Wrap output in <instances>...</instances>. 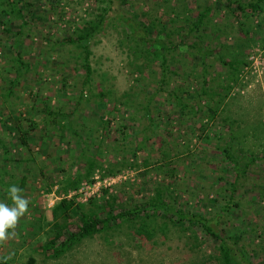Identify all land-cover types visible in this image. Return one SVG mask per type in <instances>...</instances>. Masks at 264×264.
<instances>
[{
	"label": "rangeland",
	"instance_id": "obj_1",
	"mask_svg": "<svg viewBox=\"0 0 264 264\" xmlns=\"http://www.w3.org/2000/svg\"><path fill=\"white\" fill-rule=\"evenodd\" d=\"M21 1L26 3V34L22 36V48H25L26 59L33 63L25 78L8 96V104L1 94L7 92L6 86L10 85L8 77L14 75L10 70L9 47L21 20L15 21L11 32H6V25L1 24L0 136L12 141L10 153L21 161L6 166L7 178L8 174L17 178L24 174L27 176L25 188L19 191L20 197L28 202L27 219L20 221L19 215L12 229H5V237L0 239V255L9 259L11 264H25L31 256L35 257V264H219L216 258L220 253L217 242L197 226H194L196 233H192L169 225L166 232L156 229L154 236L149 238L145 234H138L135 226L125 222L109 231L85 238L59 257H49L51 250L43 252L42 246L53 235L49 224L51 208L65 196L61 181L66 173L74 175L78 168L84 167L85 159L91 155L90 151L92 155L97 151L98 141L120 145L123 131L133 129L145 127L151 137L147 148L137 154L136 161L139 164L123 168L115 176H102L104 171L97 170L94 182H83L78 190L69 191V197L75 196L78 201H85L89 196L100 194L102 187L111 186L109 191H118L120 201L129 194L142 199L154 193V187L159 186L161 190L172 194L169 198L175 207L209 216L221 212L220 207L225 202L223 198L217 204L209 202L208 198L213 197L217 186L222 184L216 179L218 174H223L228 183L235 176L231 163L228 164L223 157V146L231 148L241 165L251 155L262 157L260 161L264 165V29L256 26V42L249 41L250 44L239 33L235 38L228 37L225 40L234 47L236 40L243 44L241 49L247 55L248 64L243 66L224 107L214 120L203 119L206 113L202 112L207 111L206 107L191 119L188 114L180 117L179 113L172 112V105L166 100L167 91L187 82L183 76L176 80L174 76L173 80L167 82L169 89L164 85L165 92L155 94L149 102L151 116L159 123V126H155L150 124L151 119L143 109L115 101L123 98L126 92L134 91V103H144L148 91L152 94L156 88L152 85L145 88L146 80L134 81L138 74H130L127 49L120 43V34L114 27L108 26L105 32H98L89 43V60L93 68L91 88L84 85L86 69L82 64V49L74 42L63 41L78 28H84L86 24L97 20L104 11V1ZM125 1L120 4L124 12L132 14L138 11L140 18L147 19L146 14L152 11L167 19L163 7L155 8L165 0ZM184 4L195 11L198 9L196 0H185ZM258 20L255 19L253 23L257 25ZM222 34L223 31L219 33L220 36ZM52 44L56 45L53 51L50 49ZM209 62L215 74L224 71L220 61L213 56ZM154 69L161 74L159 61L154 63ZM200 69L195 72L198 76H201ZM144 76H149L148 69ZM191 80L194 81L193 78ZM199 81H194L198 88ZM141 88L145 91L140 93ZM101 89H110L104 98L106 104L100 103V96L95 95ZM81 92L83 96H80ZM47 101H50L53 109L60 107L70 115L72 127L90 144V150L83 152L84 143L79 144V137L69 128L62 137L56 131H47L46 113L42 110ZM9 105L21 115V120L26 117L37 123V128L32 130L36 137L26 147L19 144V131L14 128L16 123L3 120L10 114ZM108 112L111 115L106 114ZM103 114H106L105 119H111L107 130L99 126L97 120L98 115ZM28 123L27 120L22 121L24 127H28ZM142 136V133L138 134L135 140L138 142ZM206 136H209L208 139ZM3 153L4 150L0 148V165ZM164 153L169 155V159L162 163L168 162L170 168H176L175 176L155 170ZM103 158L112 159L109 152H105ZM147 158L150 163L148 167L143 165ZM145 170L148 174H141ZM242 177L236 184L239 190L236 199L239 202L234 203L229 213L224 215L221 226L238 239L237 247L246 248L252 263L264 264V199L257 198L255 186L246 187L250 180ZM260 179L255 178V182L262 181ZM166 186L169 187L168 191ZM0 204L5 206L3 198H0ZM39 223L42 229L38 230ZM25 228L34 235L27 237Z\"/></svg>",
	"mask_w": 264,
	"mask_h": 264
},
{
	"label": "trees",
	"instance_id": "obj_2",
	"mask_svg": "<svg viewBox=\"0 0 264 264\" xmlns=\"http://www.w3.org/2000/svg\"><path fill=\"white\" fill-rule=\"evenodd\" d=\"M101 1L106 4L99 18L86 24L84 28H78L74 34L65 37L63 41L74 42L82 49V64L86 69L84 85L91 88L93 68L89 60L91 54L89 43L98 32H105L108 26L114 27L120 34V43L124 44L127 49L128 63L131 67L130 74H138L134 81L144 82L146 80L145 88H149L151 85L156 88L152 91L153 95L148 91L144 103L138 101L135 104L133 101L134 91L129 90L123 95V98L115 99V101L128 107L134 106L139 110L143 109L151 119L150 124L155 126H159V123L151 116L149 102L154 99L155 94L165 92L164 85L169 89L167 82L173 80L174 76L175 80L177 77L183 76L187 82L183 85L177 84L176 87L167 91L166 100L172 105V112L179 113L180 117L183 114H188L191 119L198 116L206 107L207 111L202 112L206 113L204 115L206 117L203 119L214 120L219 110L224 107L225 100L231 92L232 85L238 80L243 66L248 64L247 55L241 49L243 44L236 40L234 47L225 40L228 37L235 38L239 33L243 34V39L250 44L249 41L256 42L254 36L258 29H264V0H196L198 7L196 11L185 5V0L173 2L165 0L164 3L157 4L155 8H164L166 20L152 11L146 14L147 19L140 18L138 11H134L132 14L124 12L120 4H124L125 0ZM25 4L21 0H0V25H6L4 29L6 32H11L15 21L21 20L9 47L10 70L14 75L8 77L10 83L9 86H6L8 90L1 94L6 98L8 104H10L8 96L12 95L15 86L25 78L33 63L30 59H26L25 48H22L24 41L22 36L26 34ZM255 19H259L257 25L253 23ZM256 26L259 28L257 29ZM221 31L223 34L220 36ZM55 48L54 44L50 47L52 51ZM178 53H180V57H178ZM211 56L220 61L225 68L224 71H217L215 74L210 69L212 67L209 62ZM157 61L160 62L161 74H158L154 69V63ZM200 67L201 76H198L195 72ZM146 69L149 70L148 77L144 76ZM192 78L194 81L200 79V88L196 87ZM144 91L143 88L139 90L140 93ZM109 92L110 89H101L95 95L100 96V103L106 104L104 98L108 96ZM83 95L81 92L80 96ZM49 102L47 101L42 108L46 113L47 127H45L47 131H56L62 137L65 135L66 129L69 128L79 137V144L84 143L83 152L86 153L90 150V144L86 143L84 138L72 127L70 115L60 107L53 109ZM9 109L10 114L3 120L6 122L13 120L16 123L14 128L19 131V144L26 147L36 137L32 130L37 128V123L33 119L25 117L23 120H27L29 125L24 127L21 115L12 105H9ZM106 114L111 115L109 112ZM106 114L98 115L97 119L99 126L105 130L110 128L111 124V119H105L104 115ZM121 126L127 127L122 124ZM147 131L148 129L145 127L133 129V131H123V141L120 142V145L104 144L102 140L98 141L97 151L93 155L90 151L91 155L85 159V166L78 168L74 175L66 173L61 181L65 196L51 208L52 218L49 224L53 235L42 246L43 252L51 250V253H48L49 257H59L85 238L93 237L96 234L109 231L121 223L128 222L135 226L138 234H145L149 238L154 236L156 229L166 232L169 225L180 227L183 231L190 230L192 233L195 232L194 226H197L217 242L220 253L216 255V258L219 264H254L247 256L246 248L237 247L238 239L229 234L221 224L225 218L224 215L229 213L231 206L239 202L236 199L239 192L236 184L242 176V178L250 180L249 184L246 183V187L255 186V196L260 200L264 199V165L260 161L262 157L251 155L241 165L240 159L231 151V148L223 146V157L227 160L223 159L228 161V164L231 163L235 176L229 183L223 174L216 176V179L222 181V184L217 186L213 197L208 198L207 193L208 201L217 204L220 198H223L225 202L220 207L222 211L211 216L175 207L169 198L172 194L164 189L161 190L159 186L154 187V193L143 196L142 199H136L134 195L129 194L125 195V200L120 201L118 191H109L111 186L102 187L100 194L89 196L85 201H78L75 196H68L69 191L78 190L83 182H94L97 170L104 171L102 176H115L123 168L134 166V164L138 165L137 154L147 148L151 138ZM140 133L143 136L137 142L135 139ZM208 137L206 136V139ZM11 145V140L6 141L4 137L0 136V148L4 150L0 165V198L5 200V206L8 208L15 205L9 189L16 186L22 190L27 183L25 174L18 178L12 174H8V178L6 176V166L11 162H19L10 153ZM105 152H109L112 159H104ZM165 159H169L167 153L163 159L159 160L161 162L158 161L155 170L168 173V176L171 177L175 176L176 168H170L168 162L162 163ZM3 164L5 165L2 166ZM143 165L150 166L148 158L144 160ZM147 172L145 170L141 174L146 175ZM253 174L256 175L257 180L261 177L262 181L255 182ZM165 188L167 191L169 190L168 186ZM17 195H21L19 191ZM19 217L20 221L27 219L26 209ZM161 221L163 223L159 224ZM9 229L11 230L12 227ZM37 229H42L40 223ZM25 230L27 237L34 235L28 228ZM35 262V257L31 256L25 264H35ZM0 264H11V261L4 255H0Z\"/></svg>",
	"mask_w": 264,
	"mask_h": 264
},
{
	"label": "clouds",
	"instance_id": "obj_3",
	"mask_svg": "<svg viewBox=\"0 0 264 264\" xmlns=\"http://www.w3.org/2000/svg\"><path fill=\"white\" fill-rule=\"evenodd\" d=\"M20 191L16 186H12L9 189L12 200L15 202V206L9 209L8 207L0 204V239L5 237V229L11 228L16 223V219L21 215L27 206V200L17 195Z\"/></svg>",
	"mask_w": 264,
	"mask_h": 264
}]
</instances>
